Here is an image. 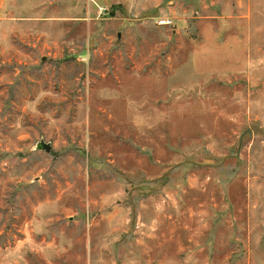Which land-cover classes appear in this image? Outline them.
I'll list each match as a JSON object with an SVG mask.
<instances>
[{
	"label": "rangeland",
	"instance_id": "374dc122",
	"mask_svg": "<svg viewBox=\"0 0 264 264\" xmlns=\"http://www.w3.org/2000/svg\"><path fill=\"white\" fill-rule=\"evenodd\" d=\"M0 264H264V0H0Z\"/></svg>",
	"mask_w": 264,
	"mask_h": 264
},
{
	"label": "water",
	"instance_id": "95a60500",
	"mask_svg": "<svg viewBox=\"0 0 264 264\" xmlns=\"http://www.w3.org/2000/svg\"><path fill=\"white\" fill-rule=\"evenodd\" d=\"M37 148L41 150H45L46 152H50L52 149V145L49 142H46L44 140L38 142Z\"/></svg>",
	"mask_w": 264,
	"mask_h": 264
}]
</instances>
